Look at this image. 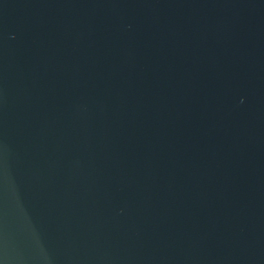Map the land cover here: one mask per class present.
Returning a JSON list of instances; mask_svg holds the SVG:
<instances>
[{"label":"water","instance_id":"1","mask_svg":"<svg viewBox=\"0 0 264 264\" xmlns=\"http://www.w3.org/2000/svg\"><path fill=\"white\" fill-rule=\"evenodd\" d=\"M0 264H264V0H0Z\"/></svg>","mask_w":264,"mask_h":264}]
</instances>
